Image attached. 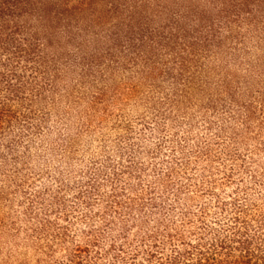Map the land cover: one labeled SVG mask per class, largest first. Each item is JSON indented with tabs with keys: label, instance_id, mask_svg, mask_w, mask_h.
I'll list each match as a JSON object with an SVG mask.
<instances>
[{
	"label": "clouds",
	"instance_id": "clouds-1",
	"mask_svg": "<svg viewBox=\"0 0 264 264\" xmlns=\"http://www.w3.org/2000/svg\"><path fill=\"white\" fill-rule=\"evenodd\" d=\"M182 242L264 264V0H34L0 42V264Z\"/></svg>",
	"mask_w": 264,
	"mask_h": 264
},
{
	"label": "trees",
	"instance_id": "trees-1",
	"mask_svg": "<svg viewBox=\"0 0 264 264\" xmlns=\"http://www.w3.org/2000/svg\"><path fill=\"white\" fill-rule=\"evenodd\" d=\"M34 3V0H0V42L7 41L9 37L19 30V26L22 25L27 19V12L30 6ZM199 176V172L196 173ZM37 192L50 191L45 189L41 185H37ZM230 187L225 188V193L231 192ZM111 189H108V193ZM104 195V193H102ZM188 243L189 251L180 253L173 258V264H184L185 260L195 259L196 264H225V261L231 256V253L225 254L223 249L225 245L221 243V251H199L198 254L192 251L193 246ZM155 258V257H153ZM235 264H252L251 259H244Z\"/></svg>",
	"mask_w": 264,
	"mask_h": 264
}]
</instances>
